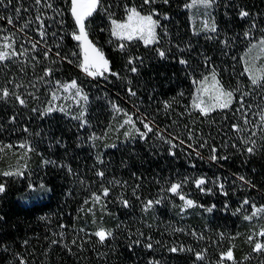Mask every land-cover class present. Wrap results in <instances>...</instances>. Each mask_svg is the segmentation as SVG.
I'll return each instance as SVG.
<instances>
[{"label":"trees","instance_id":"16d2710c","mask_svg":"<svg viewBox=\"0 0 264 264\" xmlns=\"http://www.w3.org/2000/svg\"><path fill=\"white\" fill-rule=\"evenodd\" d=\"M187 1L169 0L165 5L157 0L141 9L143 0H100L86 21L88 38L119 78L108 72L91 78L79 69L77 42L69 35L74 24L70 0H51L59 14L43 3L37 6L35 0H12L11 4L5 0L7 7L0 5V17H13L12 24L0 19V36L11 38L12 53H16L0 61V91L7 88L10 93L6 98L0 94V183L6 187L0 194V264H21V260L25 264H221V253L229 249L233 259L225 257L222 264H264V252H253L255 242L264 243V237L255 234L249 242L242 231L252 205L264 206V121L260 119L264 86L251 84L240 60L247 45L264 36V0H216L211 13L218 33L190 29ZM125 4L136 6L142 14L156 8L159 15L154 19L161 25L156 29L157 43L146 46L136 38L120 41L111 35L109 21L123 18ZM17 7L21 8L18 17ZM241 8L251 15L241 19ZM165 14L168 19L163 18ZM37 15L44 19L46 41L39 36ZM28 21L31 25L21 32ZM253 21L255 28H251ZM249 31L246 38L244 33ZM224 40L227 45L221 43ZM32 43L37 44L35 51ZM120 43L126 45L123 51L118 49ZM46 45L52 49L47 60ZM157 48L170 49L167 58L158 57ZM56 51L62 56L76 52L77 57L70 56L74 62L69 64L58 60ZM129 57L143 58V64L136 62L138 73L130 71ZM181 58L188 61L187 66L179 63ZM47 67L53 69L52 76L39 80ZM213 69L220 85L233 91V102L228 109L214 108L204 116L192 106L193 81L212 75ZM259 78L264 85V73ZM73 79L88 96L83 128L80 120L62 113L44 114L55 82ZM129 87L135 96L129 94ZM165 102L171 107L165 108ZM129 116L134 127L124 123ZM144 117L153 131L141 139L136 130L146 131L140 122ZM93 134L97 139L90 140ZM165 140L177 145L172 149L175 156L169 154ZM251 140L256 145L249 155L245 149L252 146ZM213 147L218 156L228 159L210 161ZM16 164L18 168L7 169ZM98 171L105 173L103 179L96 175ZM5 172L21 174L4 176ZM240 176L251 183L240 181ZM201 177L208 181L205 187L211 193L201 192L194 184ZM214 182L223 183L227 195ZM41 183L43 191L29 189V184ZM172 183H181L179 194L169 191ZM102 186L109 187V196L94 201L92 193L100 194ZM180 194L202 205L201 212L179 214ZM121 197L130 207L120 203ZM245 199L249 204L243 205ZM148 200L161 202L144 211ZM212 205V212L203 210ZM100 229L112 232L103 244L94 235ZM149 237L152 249L144 247ZM137 239L141 244L130 249ZM173 246L192 251L170 252ZM196 252H204L202 260L196 259Z\"/></svg>","mask_w":264,"mask_h":264},{"label":"snow or ice","instance_id":"6c2138e0","mask_svg":"<svg viewBox=\"0 0 264 264\" xmlns=\"http://www.w3.org/2000/svg\"><path fill=\"white\" fill-rule=\"evenodd\" d=\"M216 0H192L191 4H186L185 7L186 8H190L193 7L194 5H202L205 8H210L215 4ZM8 3L11 4L12 0H8ZM43 3V6L46 8H50L53 10L54 13H58V10L56 8H54L53 3L51 2V0H35V4L37 6L41 5ZM162 3L167 5L169 3V0H162ZM100 4V0H70V12H71V16L73 18L74 24H73V31H71L69 33V35L71 36V39L73 41L77 42V46L79 47L80 53L82 54V59L79 61L78 67L83 71V73H85L87 76L89 77H101L104 76V74L106 72H108L109 74H111L112 76H116L117 78H119V73L116 72H112L110 67H109V60L105 58L104 53L95 46V44L89 40L88 38V30H87V18L91 17L93 12L96 11L98 5ZM157 4V0H143V4L141 5V9L143 8L144 5H155ZM0 5H4L5 7H7V5H5V0H0ZM124 10H125V14H126V20L124 22H120L117 21L116 19H111V13H109V17L111 19V35L113 37H116L118 40L120 41H133L134 38H139L141 40H143L144 44L147 46L149 44H153V43H157V35H156V29L158 27H160V22L158 19H154V16H158L159 13L157 12L156 8L153 7L151 8V10L147 13V14H142V11L139 10L136 6H131L129 7L127 4L124 5ZM21 11V8L17 7L15 9V12L17 14V17L19 15ZM239 17L241 19H245L247 17H249L251 14L241 8L239 10L238 13ZM164 19H168V16L165 14ZM0 19H6L8 24H12L13 23V17H0ZM36 21L38 22V33L39 36L41 37V41H46L47 38V31H46V26H45V22L44 19L40 16L37 15L36 16ZM49 19L55 21V17H49ZM31 21L26 22L23 27L20 29L21 32L24 31V29L28 28L31 25ZM60 24H63L64 21L60 20L59 21ZM204 30L206 32L209 33H218V28H217V24L214 20V18L211 20V22H209L208 20L204 21L203 24ZM256 24L253 21L251 28H255ZM57 35V33L53 32L52 36L55 37ZM245 37H249L251 35V32H245L244 33ZM209 39H212V36L208 37ZM5 39H7V37H5ZM221 43L227 45L228 41L224 40L221 41ZM259 44L264 47V37H261ZM8 48H11L12 45L8 44L6 45ZM61 47L60 44L56 45V48L59 49ZM126 45L124 43H120L118 44V49L123 51L125 49ZM253 47H255V45H253ZM37 48V44L36 43H32V50L35 51ZM177 48L179 49V46H177ZM190 48V46H189ZM26 51V50H25ZM168 51H170V49H162V48H157L155 49V53L158 57H160L161 59H165L167 58V54ZM179 51L183 52L184 49H179ZM52 52V49L50 47H48L47 45L45 46V48L43 49V56L44 59L47 60L49 59L50 53ZM10 53L7 52H3L0 51V61H4L6 59H8ZM11 55H16V53H11ZM71 57H77V53L76 52H72L70 54ZM69 55H61L60 51H56L55 52V57L58 60L61 61H66L69 64H72L74 61L73 59L70 58ZM33 59H35V57H33ZM139 61L140 64H143V58L142 57H129L128 58V65L131 66L130 67V71L132 73H138L139 69L136 66V62ZM56 61H53V63H55ZM179 63L182 65H188V61L181 58L179 60ZM205 63L207 64L208 61L206 60ZM247 70V69H246ZM44 75L42 77H38L39 80H44L45 77H51L53 74V69L51 67H47L43 70ZM208 76H205L202 80H200L199 82L193 81L194 83H198L199 87L197 88V95H195L193 97V102H192V106L193 108L199 109L200 113L204 116H207L209 112H211L214 108H220V109H228L230 104H232L233 102V96L234 93L233 91H226L221 85H220V81L216 79V73L215 70L213 69L212 71V75H211V79H212V85H211V89L208 85ZM60 88H63L65 90H75V96L76 97H80L82 100H84L85 102H87L88 100V96L86 93L83 92V89L80 88L77 85V81L75 79L71 80L68 83H61L60 81H56L55 82ZM251 84L253 86L256 87H262L264 85H262L261 83V79L259 77L253 76L251 78ZM17 87H20V85H17ZM128 92L130 95L135 96L136 93L131 89V87L128 88ZM201 92H208L211 99H212V103L209 104L208 106H203L204 105V101L202 99V97L199 95V93ZM0 94H2L3 97H8L10 95L9 90L7 88H4L2 91H0ZM12 95H15L14 93ZM182 95V93H181ZM247 95V94H245ZM52 97L53 99L56 98V94L55 92H52ZM16 100L21 104L24 105L25 104V100L23 98H21L20 96H16L15 97ZM243 100H244V96L240 97V104H241V108H243ZM171 107V105L168 102H165V108ZM113 108L117 111H120V109H118L116 107L115 104H113ZM33 111H37L36 109H33ZM54 109L52 107H48L45 110L44 114L47 113H51L53 112ZM60 111H63V109L61 108ZM237 111H240V109H237ZM84 117V113L81 112L79 116L74 117V119L80 120L81 121V127H85L87 124V121L83 119ZM12 120H15V117L11 118ZM261 121H264V115H261L260 117ZM140 122L143 124V128L146 130L144 132H140L139 129H137L136 131L139 133V136L141 139H145L147 137V134L149 132L153 131V126L151 124L150 121L146 122V117L141 118ZM125 124H133V127L135 126L132 117L129 116L127 120H125L124 122ZM245 123H247V118H246V114H245ZM236 131H239V126L238 125H233L232 126ZM25 131H27V129H25ZM126 136H128V133H125ZM253 135H255V133H253ZM162 140H164L165 138L161 135L160 137ZM190 138H191V134H190ZM90 140H95L97 139V137L95 136V134H93L91 137H89ZM166 143H168L170 145V150H169V154L172 156H175V152L172 151V149L176 148L177 145L175 143H173L172 140H165ZM181 144L183 143V141L180 142ZM245 145L249 144L248 140L244 141ZM251 145L249 147H246V151L249 155L253 154L255 151V145H256V141L255 140H251ZM201 147H204V144L200 145ZM9 147H11V145H9ZM112 147H115V145H112ZM189 147H191V145H189ZM233 147H235V145H233ZM211 155L209 157L210 161H219V160H227L228 157H221L217 155V149L216 148H212L211 149ZM196 155L199 156L200 153L199 151L196 152ZM99 163H103V160L100 159L99 157L97 158ZM45 163H52L55 164V161H45ZM63 167V166H62ZM69 171H71V169L69 168ZM15 174H21V173H12V172H5L3 173L4 176H12ZM96 175L98 177H100L101 179L104 178L105 173L103 171H98L96 173ZM240 181L250 184V181H246L244 176H240L239 177ZM110 183H115V184H119V181H113ZM184 183H187V180L184 181ZM208 181L206 179H204L203 177L201 178H197L194 180V184L196 185V187L201 191V192H207V193H211L212 189L211 188H206L205 186L207 185ZM217 183L219 190L221 191V193H223L224 195H227V192L224 191V184L223 183H219V182H214ZM181 183H172L169 191L172 193H178V190L181 188ZM29 189L33 192L36 191H43L45 189L44 184H39V185H33V184H29ZM6 191V187L5 184L0 183V194H3ZM109 192L110 189L109 187H103L101 189V193L97 194V193H92V199L94 201H100L101 197H108L109 196ZM133 195H135V190H133ZM120 199V203L124 206V207H130L129 201L126 199H123L122 197L119 198ZM137 199H139V197H137ZM180 199L184 201V205L181 208V212L185 211L188 208H192V207H197L198 205H196L195 201L191 200V199H186L185 196L180 195ZM161 201L160 200H156L155 202L152 200H148L143 204V210L144 211H148L151 207H153V204H159ZM85 203H87V201H85ZM249 204V200L245 199L243 201V205H247ZM242 205V206H243ZM200 207H202V205H200ZM227 205H225V209H227ZM252 207L255 209V205H252ZM215 208V205H212L211 207H208L206 209L207 212H212L213 209ZM239 211V209L237 210ZM259 212H264V206H262L260 209H258ZM255 214V212H254ZM245 219H251V217L246 216ZM63 227V226H62ZM177 231H182V229H177ZM94 235L96 237H98V242L103 244L105 242V240L108 237L112 236V232L111 231H105L104 229H100L98 231H96L94 233ZM140 236H143V233H139ZM193 235H196L193 232ZM259 235L261 237H264V230H262ZM203 238V237H200ZM252 237H249V242H252ZM147 243L144 244V247L148 248V249H152L153 248V244L151 242V238H148ZM141 240L137 239L132 241V243L129 245V248L131 249L133 245H138L141 244ZM26 243V241H25ZM55 243V241H54ZM73 243L75 244L76 241L73 240ZM156 243H159V241H157ZM170 252H183V251H192V249H185L183 246H180L179 248L173 246L169 248ZM206 251V250H205ZM253 252H264V243H261L259 241L255 242L254 248H253ZM196 259L197 260H202L204 257V252H196L195 253ZM225 257L228 260H232L233 259V253L232 250L229 249L227 252L225 253H221V264L223 262V260L225 259ZM21 264H25V262L23 260H21ZM149 264H158V262L155 261H150Z\"/></svg>","mask_w":264,"mask_h":264},{"label":"rangeland","instance_id":"374dc122","mask_svg":"<svg viewBox=\"0 0 264 264\" xmlns=\"http://www.w3.org/2000/svg\"><path fill=\"white\" fill-rule=\"evenodd\" d=\"M191 3H192V0H188L186 4H191ZM186 10H187V14H188L189 26L193 32L205 31L204 27H203L204 21L208 20L209 22H211V20L213 19V16L211 13V7L205 8L202 5H194L193 7L186 8ZM125 20H126V14L123 16L122 19L117 20V21L124 22ZM109 29H110V33H111V20L109 21ZM5 37H7V39H5ZM262 37H264V36H262ZM136 39H139V38H136ZM260 39H261V37H257L253 41H251L247 45V47L245 48L244 52L241 54V57H240L243 69L250 79L253 76L259 77L260 75H262L264 73V47H262L259 44ZM139 40L142 43H144L143 40H141V39H139ZM8 44H11V38L8 35L0 36V51L10 53V55H11L12 47L8 48L6 46ZM253 45H255V47H253ZM77 48H78V52H79V61H80L82 59V54L80 53L78 46H77ZM81 72H83V71L81 70ZM206 76L209 77L207 83L211 89V85L213 83L212 79H211V75H206ZM204 77L200 78L196 82H199ZM91 78H93V77H91ZM70 81L71 80H67V81H63L61 83H68ZM198 87H199V84L194 83L192 102H193V97L195 95H197V88ZM52 92H55V94H56L55 99H53V97H52ZM199 95L202 97V99L204 101L203 106L206 107L213 102L208 92H201V93H199ZM84 105H85V101L82 100L80 97L75 96V90L74 89L65 90L63 88H60L56 84V86L50 92L49 97H48V99L44 105V112L48 107H52L54 109L53 112H59V113H62L66 116L74 118V117L79 116L81 112L84 113ZM61 108L63 109V111H60ZM261 115H264V107L261 110ZM125 118H126V116H125ZM15 161H20V159L16 158ZM15 167L18 168V165L17 164L16 165H9V167H7V169L9 170V169H13ZM180 195H178L179 202L177 204V209H176V211L179 214H185L189 211L201 212V210H199V209H202V208H200L199 206L188 208L185 211L181 212V208L184 205V201L180 199ZM185 198L189 199L187 197H185ZM260 208L261 207H255V209L253 208L251 210V212L248 215H246V216L251 217V219H245L246 216L244 217V223L243 224L245 226V229H243L242 231L244 234L247 233V235H246L247 238H249L255 234L256 235L259 234L261 232L260 230H262V227L264 226V212H259L258 209H260ZM203 210L206 211V209H203ZM254 212H255V214H254Z\"/></svg>","mask_w":264,"mask_h":264}]
</instances>
